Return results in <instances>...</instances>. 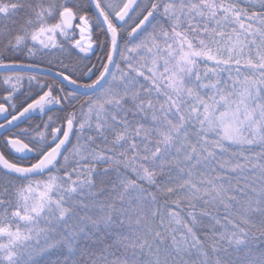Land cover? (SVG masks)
<instances>
[{"label": "snow or ice", "instance_id": "1", "mask_svg": "<svg viewBox=\"0 0 264 264\" xmlns=\"http://www.w3.org/2000/svg\"><path fill=\"white\" fill-rule=\"evenodd\" d=\"M0 264H264V0H0Z\"/></svg>", "mask_w": 264, "mask_h": 264}]
</instances>
